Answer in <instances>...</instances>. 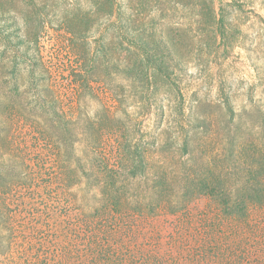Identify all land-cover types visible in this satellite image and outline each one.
<instances>
[{
    "label": "rangeland",
    "instance_id": "1",
    "mask_svg": "<svg viewBox=\"0 0 264 264\" xmlns=\"http://www.w3.org/2000/svg\"><path fill=\"white\" fill-rule=\"evenodd\" d=\"M112 1L113 16L94 14L109 4L90 0L5 1L14 15L6 21L11 32L26 30L31 42L23 47L29 55L18 59L19 90L11 69L0 71V264L90 262L73 254L90 244L72 235L89 236L86 225L102 203L85 182L71 187L60 178L58 147L38 133L52 118L35 97L43 85L51 88L49 105L77 133L83 127L92 138L100 135L98 151L109 163L124 136L145 151L146 175L124 184L130 210H101L105 227L116 229L108 246L160 254L161 264H242V214H225L209 189H227L231 204L241 200L242 156L259 148L252 143L264 144V0H215L216 7L228 3L225 42L216 39L210 0ZM124 25L133 35L147 29L155 41H176L181 61H172L168 78L149 86L124 71L137 63ZM95 53L99 63L92 66ZM37 60L44 69L33 65L39 76H32L28 66ZM77 147L90 157L86 144ZM24 170L34 180L28 188L19 179ZM249 219L247 264H261L264 211ZM202 245L215 248L205 260L195 255Z\"/></svg>",
    "mask_w": 264,
    "mask_h": 264
},
{
    "label": "trees",
    "instance_id": "2",
    "mask_svg": "<svg viewBox=\"0 0 264 264\" xmlns=\"http://www.w3.org/2000/svg\"><path fill=\"white\" fill-rule=\"evenodd\" d=\"M5 1L6 0H0V71L6 68L11 69V73L15 79L14 85L19 90L21 85L18 84V67H20L18 59H20V57L23 58L24 55H29L25 52V48L23 47L31 42V37L26 30H19V34L13 35V32H11V25L6 21L9 18L14 19V15L6 8ZM30 1L35 2V0ZM232 1L235 2L236 0ZM90 3L95 6L99 4L104 5L105 3L109 4V9L100 8V11L96 9L94 12L96 15L106 14L108 16H113L115 14L112 0H90ZM210 3L213 7L218 28L216 39L225 42L228 38V32L226 31L228 22L226 8L228 3L222 1L217 7L215 5V0H210ZM17 14L20 15L19 12H16V17L18 16ZM42 15L46 14L42 13ZM21 17L22 19L24 18L23 13ZM121 19L123 20V16L120 15V20ZM45 21V18H43L40 23V28L45 27ZM127 27L124 25L120 28V31L122 35L127 37L128 51L135 55L137 63L125 64L124 71L129 73L136 72L139 76L140 83L149 84V86H151V84L154 85L158 79L168 78L171 74L170 70L173 68L172 61H181L179 60V46L176 44V41L168 38H164L163 41L159 42L155 41L153 40L154 36H152L147 29H142L140 34L137 32L133 35L131 34V29ZM91 29L92 26L88 25L86 27V35H88ZM8 50L12 53V56L7 54ZM106 54L109 55L108 48ZM92 59L91 65H98L99 58L96 53ZM33 65H35L36 69H44L41 62H38V60L35 61L28 66L32 76H36L38 70H34ZM43 76L44 74L40 72V78ZM26 82L25 80L23 84ZM30 83H32V80ZM36 90L35 97L40 102L39 106H41L44 113L52 115V118L48 119L49 123L47 121H45V123L42 122L38 128V133L44 137V142L49 143L52 141V143L58 147L55 157L60 164V178L63 182L68 183L69 186L71 185V187L75 184L77 185L85 182L89 192L93 194L92 197L96 198L98 196V204L102 203V206L94 211L95 217L86 225V228H89V236H80L76 233L72 235L77 243L81 244V242H83L86 244L87 242V244H90V247L87 248V250L84 248L82 253L76 252L77 250L73 251V254L78 255V257H82L81 254H84L85 258L90 261L88 264H161L162 258L160 254L152 252H135V250L120 248L113 249L111 246H108L107 235L116 232V229L112 224L105 227L107 220L106 218L104 219V215H101V210L110 212L114 216L123 211L130 210L127 193L131 192V188H125L124 184H127L125 181L126 179L130 180L143 177L147 172L148 164L145 151L141 144L134 143L130 138L124 136V142L121 140L116 150L117 160H115V163H109L106 158H102V153L98 151L101 147V138L98 134L100 128L95 130L96 135H99L98 137L96 136V138L89 136L86 132V128L83 127H80L77 133L76 129H78V127L76 128V124L66 119L60 111L52 105H49L48 98L51 93L50 86L43 85L41 88L37 87ZM227 109L232 112L229 102H227ZM88 127L90 130L96 129V127L91 124H89ZM79 142H83V145L86 144V148L89 149L90 152V157L86 154L85 158V156L83 157V155L78 153L77 145ZM263 145L260 147L256 143H252L254 149L259 148L254 150V153L251 155L242 156V188L239 190V195H242L241 200L234 201L231 204V202L226 199L228 195L227 189L224 187L220 189H209L212 196L218 197L225 214L231 217H235L237 215L236 213L242 214V264H247L246 256H248L250 249L248 246L249 241L244 237L245 231L247 233L249 227L252 225L249 219L250 214L259 209L264 211ZM19 179L24 182L23 187L25 188L30 187L27 185L34 182L31 178V173L27 170L21 173ZM163 204L166 205L167 202H158V204L155 205L156 207H161ZM155 205H150L151 208L149 210L154 209ZM138 211L141 213L143 212L142 208ZM259 234H263L264 236V223H262V232ZM90 237H92V244ZM121 240H123L122 236L119 241ZM262 242L263 247L260 248L257 253V255H260V257L257 256V260L260 261L261 264H264V240ZM202 247L203 245L200 246V248ZM213 247L214 246H210V248L203 247L202 249L196 248L195 255L201 260H205V256L208 254L207 249L213 251L215 249ZM76 264H84V262L83 260H79Z\"/></svg>",
    "mask_w": 264,
    "mask_h": 264
}]
</instances>
